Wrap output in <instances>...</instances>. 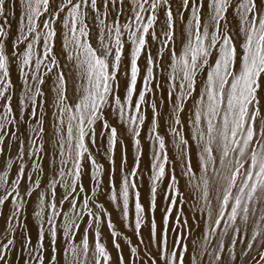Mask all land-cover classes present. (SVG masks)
Wrapping results in <instances>:
<instances>
[{"label":"snow or ice","instance_id":"snow-or-ice-1","mask_svg":"<svg viewBox=\"0 0 264 264\" xmlns=\"http://www.w3.org/2000/svg\"><path fill=\"white\" fill-rule=\"evenodd\" d=\"M177 19L184 25L180 52L172 46ZM157 26L165 39L161 40ZM57 38L59 55L69 46L75 52L67 57L74 61L80 83L69 96L65 74L56 73L50 87L53 147L46 151L47 113L39 109L48 97L41 86L50 78L47 73L60 67ZM94 38L98 46L92 43ZM151 41L158 42L155 57ZM126 45L130 53L125 66ZM142 56L146 58L143 71L138 64ZM42 65L47 68L44 76L39 75ZM13 66L22 80L19 93L11 78ZM121 76L126 81L123 98ZM138 78L143 87L134 100ZM165 103L170 104V122L161 134L159 108ZM149 107L148 139L153 151L146 208L137 180L143 156L141 130ZM109 110L127 127L137 150L127 173L126 153L122 158L119 191L113 179L108 188L111 202L122 206L125 220L130 201L134 205L128 226L138 242L132 244L125 237L127 261L117 241L121 234L96 199L104 169L89 148L97 145L99 122L100 134H106L108 142L106 153L114 156L120 141L117 127L108 121ZM167 135L173 138L175 160L168 154ZM85 161L92 168L91 189L83 183ZM177 162L189 184L202 190V199L208 202L201 217L208 230L202 240L191 241V251L186 241L200 226L196 213H205V208L193 204L194 226L183 208L173 215L178 204L187 203L175 175ZM111 163L114 166V159ZM13 169L15 175L10 176ZM166 178L170 182L161 227L155 213L158 188ZM210 189L218 201L215 219ZM33 197L37 227L34 238L31 232L21 233L17 262L23 264H113L111 252L101 242L104 216H109L106 223L118 264H244L249 256L247 264H264V250L251 255L254 244L264 249V0H178L175 4L173 0H0V206L6 202L15 206L0 233V264H14L10 254L17 251L18 229L13 221L27 229L24 211ZM192 198L196 199L195 192ZM222 221L223 230L217 233ZM250 221L254 224L251 242L238 254L237 244L245 243L242 226L246 228ZM145 224L147 239L142 233ZM209 237L217 238L212 251L207 247Z\"/></svg>","mask_w":264,"mask_h":264},{"label":"rangeland","instance_id":"rangeland-1","mask_svg":"<svg viewBox=\"0 0 264 264\" xmlns=\"http://www.w3.org/2000/svg\"><path fill=\"white\" fill-rule=\"evenodd\" d=\"M176 2H178V0H173L174 4ZM19 14H20V9L18 7L16 9L17 19L12 20V31H13V33H15L16 28H17V20H18ZM160 15H161V19H163V13H161ZM57 27L59 28V25H57ZM183 27H184V25L180 22L179 19H177L176 24H175L176 37H175L174 44H172V46L175 48V50L177 52H180L181 47H182L181 40H182ZM157 33H158V35H160L161 40L165 39L163 34L160 32L159 26H157ZM93 36H95V31L93 33ZM92 43L94 44V46H98L95 38L92 40ZM150 43H151L150 51H151L152 55L155 57L156 53H157L158 42L157 41H151ZM171 43L172 42H170V44ZM71 49H72L71 46H69V48L65 50L64 55H59L60 50H61V40H60V38H57L56 52L58 54V61H59L60 67L54 68L53 73H47V68L44 67V65H42L41 69L39 71V75L44 76L47 73V75L50 77L48 79L47 83L45 85L41 86L44 89V91L48 97V103L45 104L44 107L39 109V111L41 113H44V112L47 113L45 116V128H46V133H47L45 136V141H47V143L45 144V150L46 151H51V149L53 147V144H52V139H53V137H52V133H53L52 123H53L54 117L52 114L53 108L51 107V103H52V97L54 94L50 91L52 81L56 79V73H59L62 71L66 76L68 95L69 96H72L74 86L78 85L80 83L79 77L77 76V70L74 69L75 68L74 61L70 62L68 57H67V54L69 52H71ZM163 51H164V60H165V63L167 64L168 49L165 48V49H163ZM38 52H42V47L38 48ZM129 53H130V45H126L125 50H124V59H123V65H125V66L128 65V63H129ZM41 59H43L42 56H41ZM145 63H146V58L144 56H142L141 59L138 61V64L141 67L142 71H143ZM44 64H48V61H44ZM48 66L51 67L50 64ZM28 71L31 73L32 69H29ZM70 76H71V78H70ZM11 78H12L13 83L15 85V91L17 93H19V91H20L19 86L22 83V80L19 78V71L15 66H13L11 69ZM33 83H35V82H33ZM125 83H126L125 79L123 78V76H121L120 77V95L122 98L125 95V93H124ZM142 87H143L142 79L138 78L137 94H134V97H133L134 100L136 99V95H138V92H139V90L142 89ZM159 111L162 114L161 118H160V132H161V134H165V132L167 131V123L166 122H170V121H168V117H169V113H170V104H167V103L163 104L159 108ZM146 114L148 116V121H146L145 126L141 130V145H140V147H141V150L143 151V156L141 158V163H140V168H139V178L137 180V184L139 187V191L141 193V202L147 208L148 201L150 199L149 175H150L151 155H152V151H153V149L151 147L150 140L148 139V133L150 130V121H151V115H152L150 107L146 109ZM107 118H108V121L111 125L117 127V129H118V140L120 141V143H118L116 148H115L114 156L110 157L106 153L107 144H108L106 134L105 135L100 134L101 133V127H100V123L98 122V124L96 125L97 145L93 146V145L89 144V148H90V151H91L93 157L96 159V161L99 164L103 165V169H104L103 184L101 185V189L99 191H97V193H96V199H97L98 203H101L104 205L105 209L107 210V213L110 215V219L114 225L115 230L121 234L120 236L117 237V241L121 244L125 260L127 261L129 259V247H128V243H127V240L125 239V237L130 238L132 244H136L138 242L137 237L134 234L133 228L128 226L130 221L133 219L134 205L130 201L129 219L125 220L123 217L122 206L118 207L117 204H114L111 202L110 196L108 194V188H109V180L113 179L115 181L117 191H119L120 182H121L122 176L124 174L121 172L122 158L124 157V155L126 153L127 163L123 167H124L125 173H127L133 167L134 158L137 154V150H136L135 144L133 143V138H132L131 133L128 131L127 127L123 123H121L120 121H118L116 119L115 114L109 110V115ZM142 132L143 133L145 132V133L143 134ZM166 143H167V150H168V154L170 156V159L175 160L176 149L173 146V138L171 135L166 136ZM193 150H194V142H193ZM11 155L14 156L15 155L14 152L11 153ZM113 159L115 161L114 166L111 163V161ZM43 164L47 170V167H48V159L47 158L43 161ZM84 168H85V176L83 177V183H84V186L86 189H91L94 186V184L91 181L92 168H91L90 162L85 161ZM113 168H114V172L112 171ZM168 170L170 171L171 169H168ZM9 172H10V176L15 175L14 169L9 170ZM175 175H176L177 180H178V186H179L180 192L187 199V203L178 204V207L176 209H174L173 215H175V213L178 212L180 210V208H183L184 214L188 218L189 224L193 225L192 206H193V204H195L197 206L198 200H200V201L203 200L202 199V190L197 191L195 188H193L189 184V178L182 174V169H181L178 162L175 166ZM41 179H42V181H44L43 177ZM48 179H51L50 175H49ZM169 182H170L169 179L166 178L159 185V188H158L157 210L155 213V219L157 221V224L161 227H162L163 208L167 206V201L165 200V194L168 191L167 186H168ZM201 189H202V185H201ZM60 191L62 192L63 189H60ZM194 192H195V196H196L195 200H193V198H192V194ZM101 193H103V194H101ZM215 194L216 193L213 189L209 190V201L213 200V198L215 197ZM203 202H206V201L203 200ZM216 203L218 205V202L215 201V205H216ZM206 205H208V202L206 203ZM35 206H36V200L33 197L31 202L26 206L25 211H24V221L23 222L26 223V226H27L26 230L24 227L21 226L20 222L13 221V225L18 229V231L16 233L17 251L10 254V259L14 262V264H23L22 261L17 262V255L19 254L21 233L27 234V232H31V234L33 235V238L35 237V231H36V227H37L36 218H35V215L33 213V209L35 208ZM14 207L15 206L13 204H11L10 202H6V204L4 206H0V233H3L5 231V228L8 226L7 220H8V217L11 215V212H12ZM199 215H205V213L204 214L203 213H196L197 218ZM108 218H109V216H104L103 217L104 222H102L100 225V231L102 233L101 242L105 243L107 248L111 252L112 257H113V264H118V259H117L118 253H117V250L113 246L112 237L110 234V229L107 227V223H106ZM85 219L87 220L89 218L85 217ZM224 223L225 222L221 223V227L216 229L217 233L222 231V229L224 227ZM248 226L251 230L254 228V224L251 221H250ZM205 227H207L206 224H205ZM197 230L198 229H196L194 232H192L191 234L188 235V240L186 242L189 244V251L192 250L191 241L193 240V238L197 239L196 238ZM142 233H143L145 239H147L148 233H149V226L147 224H145L143 226ZM203 234L204 233H201L199 235L200 240L203 239ZM171 235H173V238H174V234H171ZM211 238L209 240L212 242ZM91 242H92V237H90V243ZM210 246H211V243L208 244V248H210ZM153 251H155V250H153ZM140 255L141 256L144 255L143 251L140 252ZM89 259H91V256H89ZM145 259H146V257H145ZM148 264H150V262H148Z\"/></svg>","mask_w":264,"mask_h":264},{"label":"bare ground","instance_id":"bare-ground-1","mask_svg":"<svg viewBox=\"0 0 264 264\" xmlns=\"http://www.w3.org/2000/svg\"><path fill=\"white\" fill-rule=\"evenodd\" d=\"M17 17V16H16ZM19 17V16H18ZM71 53H72V55H73V57L75 56V52L71 49ZM69 66V65H68ZM74 69H76V68H74ZM70 75V74H69ZM70 78H71V76H70ZM143 133V132H142ZM145 133V132H144ZM143 133V134H144ZM212 193V192H211ZM215 196H216V194H215ZM215 201L216 202H218L217 200H216V198L214 197L213 198V200H210V206L212 207V209L214 210V215H213V219H215V212L218 210V205H217V203H216V205H215ZM206 203L207 202H203V200L202 201H200V200H198V203H197V207L198 208H205V214H206ZM197 213H200V212H197ZM204 214V213H203ZM203 215H199L198 216V220H200V226H199V228H197L198 230H197V236H196V238L197 239H195V238H193V240H200L199 239V235L201 234V233H205L208 229H207V227H205V222H204V219L203 218H201ZM226 216H227V213L225 214V219H226ZM224 221H222L221 223H223ZM221 227V226H220ZM223 230V229H222ZM242 231H243V238H244V241H245V243H238L237 244V246H236V251H237V253L239 254V252L242 250V249H246V243L247 242H251V240H250V237H251V234H252V230L249 228V226L248 227H246V228H244L243 226H242ZM211 237H209V239H210ZM212 239V242H211V246H210V248H208V250L209 251H212V249L213 248H215V246H216V244H217V238L216 237H212L211 238ZM228 240H229V237H225V242L227 243L228 242ZM207 247H208V245H207ZM259 250H263V249H258L256 246H255V244H254V248H253V250H252V253H251V255H256L257 254V252L259 251ZM258 258V257H257ZM249 259H251V256H249V257H247V258H245V260H244V264H247V262H248V260Z\"/></svg>","mask_w":264,"mask_h":264}]
</instances>
